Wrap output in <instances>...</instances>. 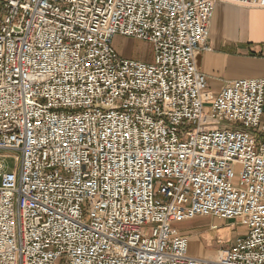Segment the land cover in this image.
Returning a JSON list of instances; mask_svg holds the SVG:
<instances>
[{"label":"built area","instance_id":"built-area-1","mask_svg":"<svg viewBox=\"0 0 264 264\" xmlns=\"http://www.w3.org/2000/svg\"><path fill=\"white\" fill-rule=\"evenodd\" d=\"M218 1L264 8L0 0V264H264V79L215 95L196 63ZM198 216L247 230L194 257L173 225Z\"/></svg>","mask_w":264,"mask_h":264},{"label":"crops","instance_id":"crops-1","mask_svg":"<svg viewBox=\"0 0 264 264\" xmlns=\"http://www.w3.org/2000/svg\"><path fill=\"white\" fill-rule=\"evenodd\" d=\"M209 44L196 63L215 95L231 81L264 79V8L216 2Z\"/></svg>","mask_w":264,"mask_h":264},{"label":"rangeland","instance_id":"rangeland-1","mask_svg":"<svg viewBox=\"0 0 264 264\" xmlns=\"http://www.w3.org/2000/svg\"><path fill=\"white\" fill-rule=\"evenodd\" d=\"M113 47L123 57L132 56V59L152 64L155 61L154 46L150 42L131 40L117 36ZM227 128H236L237 125L225 123ZM257 138L260 133L253 131ZM13 153H7L8 165H14ZM177 231L189 240L190 248L194 244L192 252L201 255L200 258L216 259L220 252L228 250L236 238L242 236L247 228L240 225L239 221H226L216 217L198 216L184 222L173 225Z\"/></svg>","mask_w":264,"mask_h":264}]
</instances>
